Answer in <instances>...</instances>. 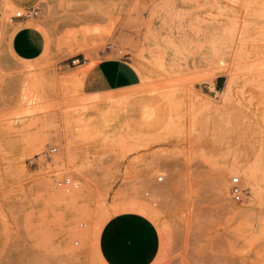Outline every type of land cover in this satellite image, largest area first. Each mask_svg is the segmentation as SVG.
<instances>
[{
  "label": "rangeland",
  "instance_id": "rangeland-1",
  "mask_svg": "<svg viewBox=\"0 0 264 264\" xmlns=\"http://www.w3.org/2000/svg\"><path fill=\"white\" fill-rule=\"evenodd\" d=\"M38 8L26 58L0 0V264H264V0ZM111 57L140 85L106 89Z\"/></svg>",
  "mask_w": 264,
  "mask_h": 264
},
{
  "label": "crops",
  "instance_id": "crops-1",
  "mask_svg": "<svg viewBox=\"0 0 264 264\" xmlns=\"http://www.w3.org/2000/svg\"><path fill=\"white\" fill-rule=\"evenodd\" d=\"M41 0H9L15 8H30L38 6ZM20 26L15 39L17 51L26 58H32L40 52L43 46L38 31L28 26V19L18 18ZM96 73L103 86L112 91L122 90L140 85L142 76L133 64L119 57L102 58L96 65Z\"/></svg>",
  "mask_w": 264,
  "mask_h": 264
},
{
  "label": "built area",
  "instance_id": "built-area-1",
  "mask_svg": "<svg viewBox=\"0 0 264 264\" xmlns=\"http://www.w3.org/2000/svg\"><path fill=\"white\" fill-rule=\"evenodd\" d=\"M40 13V10L38 6H32L30 8H20L17 10L16 14L13 16L14 18H24L29 19L32 17L38 16ZM74 65H82L85 64L86 58L83 56H77L72 60ZM58 150L57 146L51 145L48 148L47 153L48 154H54ZM164 177L160 176L159 181H163ZM56 184L62 188H64L66 191L74 190L79 188L80 184L79 181L74 179L71 176H66L62 179H57ZM230 192L232 195V198L234 201H240L243 197V188L240 176H235L230 180Z\"/></svg>",
  "mask_w": 264,
  "mask_h": 264
},
{
  "label": "bare ground",
  "instance_id": "bare-ground-1",
  "mask_svg": "<svg viewBox=\"0 0 264 264\" xmlns=\"http://www.w3.org/2000/svg\"><path fill=\"white\" fill-rule=\"evenodd\" d=\"M252 167H249V165H244L241 166V169L238 168V171H240L242 174H244V176L247 179L248 182V186L251 188L252 193L255 195V185H256V180H255V176H254V171H252L251 169ZM239 172V173H240Z\"/></svg>",
  "mask_w": 264,
  "mask_h": 264
}]
</instances>
